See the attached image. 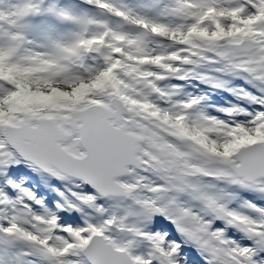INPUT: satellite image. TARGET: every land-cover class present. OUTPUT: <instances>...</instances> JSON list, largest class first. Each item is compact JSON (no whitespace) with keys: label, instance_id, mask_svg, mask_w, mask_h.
Instances as JSON below:
<instances>
[{"label":"rangeland","instance_id":"1","mask_svg":"<svg viewBox=\"0 0 264 264\" xmlns=\"http://www.w3.org/2000/svg\"><path fill=\"white\" fill-rule=\"evenodd\" d=\"M20 2L0 0V22H5L0 29V264H87L79 249L94 232L110 238L117 248H127L138 264H208L206 252L196 258L192 244L180 241L185 236L172 233L165 215L161 219L166 226L156 224L161 217L159 206L173 197L194 202V213L203 197L218 198L224 208H232L239 216H233L238 224L254 235L250 241L256 247L248 258L264 252V234L254 230L247 214L257 205L264 217V180L255 186L235 185L224 166L237 150L238 131L264 141V111L255 127L247 125L258 116L250 106H256L259 94H264V80L259 77L264 75V0H244L246 4L237 0H34L37 19L28 35L41 37L42 42L25 34L23 38V33L4 35L25 28L17 18ZM205 12L211 15L202 18ZM32 15L35 19L33 11ZM180 20L185 21L183 29L177 28ZM80 30L85 32L82 38ZM224 35L236 41L242 35L260 37L256 49V54L263 52L260 68L256 78L246 81L249 88L243 95L237 92L236 81L244 78L239 76V66L229 68V59H218L222 53L218 41ZM168 39L181 42L172 46ZM78 42L80 52L72 46ZM184 48H189L190 57L182 56ZM60 57L73 63V69H66ZM222 66L227 69L225 76L234 80L212 74L222 72ZM223 88L233 97L227 99L228 105L213 97ZM147 91L154 95L148 96ZM111 94L121 99L132 118L167 116L168 125L173 126L177 118L186 117L176 129L183 145L157 136L155 121L144 139L148 144H162L161 152L180 165L190 161L185 169L180 168L185 173L193 174L196 155L206 164L196 171L216 175L218 184L213 186L216 182L211 177L203 180L197 173L180 186L174 175L159 180L150 173L142 176L132 171L121 180L130 191L129 200L101 199L79 181L51 179L31 164V171H26L3 140L4 124L17 126L29 117H42L61 126L70 110L93 103L106 105ZM220 98L225 100L223 94ZM238 98L244 100L240 109L234 102ZM126 99H130L128 103ZM227 116L237 117L228 125ZM63 147L72 154L79 150L74 136ZM164 189L168 191L164 193ZM150 207L156 210L154 215ZM108 222L116 227L112 229ZM211 228L203 230L210 232ZM210 235L226 239L219 231ZM231 236L229 250L243 251L239 239L231 243ZM193 257L194 262L186 261Z\"/></svg>","mask_w":264,"mask_h":264},{"label":"water","instance_id":"2","mask_svg":"<svg viewBox=\"0 0 264 264\" xmlns=\"http://www.w3.org/2000/svg\"><path fill=\"white\" fill-rule=\"evenodd\" d=\"M110 107L106 110L98 105L88 106L69 112L62 121L71 134L76 133L77 143L83 151L79 158L61 148L70 134L50 119L29 118L17 127L5 126L4 137L15 153L42 172L51 174L54 170L58 175L79 180L103 198L128 199V192L116 180L127 175L129 166L141 170L136 155L142 140L132 133H125L120 114L128 113L117 98H111ZM109 119L113 122L109 123ZM235 161L240 165L235 167ZM231 167L234 175L242 177L245 183L264 179V145L258 142L239 148ZM80 255L88 264H136L125 249H115L109 239L97 234H93L80 249ZM245 264L249 263L246 261Z\"/></svg>","mask_w":264,"mask_h":264},{"label":"flooded vegetation","instance_id":"3","mask_svg":"<svg viewBox=\"0 0 264 264\" xmlns=\"http://www.w3.org/2000/svg\"><path fill=\"white\" fill-rule=\"evenodd\" d=\"M232 43H236V42H232ZM220 49L221 52L223 53L221 60L228 62L229 59V64H228L229 68L239 66L240 72H242L243 70H248L252 72L251 76H248L247 74L242 72L247 76V78L253 79L257 77L258 69L260 68V56L263 52H259L256 54L255 51L248 53L246 55L228 54L227 50L221 44H220ZM242 49H244V47H242ZM243 62H245L244 65ZM243 66L245 67L243 68ZM259 77L261 80H264V75H260ZM262 89H264V87ZM146 117L147 116H133V119L138 128L137 132L143 138L147 135L146 133H148V129H149L148 128L149 123L146 120H144V118ZM148 120L156 121L154 123V126L155 128H157L160 134L163 132V140H170L171 142L181 145L184 144V141L181 140L180 135L176 132V129L182 125L180 119L177 118V120H175L176 122H172L171 125L173 126L168 125L169 123H167L166 121L169 122V120L167 119L151 117V119ZM140 121H142L143 124H141ZM159 122H161V125H159ZM257 124L258 121H254V120H251L250 122L247 123L249 127H255ZM162 127H167L168 130L163 129ZM235 137L237 139V145L239 146L249 145L257 141L255 138H253V136H250L247 133L242 134V131L239 133L237 132ZM161 146L162 144H154V142L152 141L149 144L145 140L143 141L141 145L140 156L141 159L144 161L145 171L142 172L141 174L146 175L148 172L149 173L153 172V167L151 166V162L156 161L157 163H154V167H155L154 171L158 173V175L156 176H158L159 179H163L164 177L168 178L169 175H174L175 176L174 179L177 178L180 179L178 183L180 186H183L184 181L187 178H190L191 176L195 175L196 173L203 180H205V178L207 179L210 178L209 174L198 173L196 171V167L197 168L206 167V164L200 162V160L196 158V155L194 156L193 162L191 164L195 166L193 169V174L185 173L180 171V168L185 169L187 164L190 163V161H188L187 164L185 165L184 164L180 165V162L178 160L174 162V159H170L169 155H164V152H161ZM149 157H153V158L150 159ZM226 177H228V175H226ZM199 183H201V180ZM238 183L239 182H237V184ZM166 184H168V181H166ZM196 187L197 186H195V188ZM167 191L168 190H164V193ZM209 201H212L217 207L222 208L229 215V219L231 220L230 224L236 223L235 225L239 228V225L237 224V222H239V219L238 218L234 219L233 216H236V214L232 212V208H228V209L223 208L224 206L220 204L221 201L218 198L203 197L202 200L198 201L199 202L197 204L198 209L196 210V213H194L192 212V209L195 207L194 202L191 203V201L186 200L185 197L182 199L173 197L171 199V202L165 201L163 204H161L158 208L159 209L158 212L167 217L174 231H179L183 235L185 232L188 231H196L198 237L202 236L203 238L205 237L206 234L205 232L206 230H203L205 227H207L206 218H208L210 212H215L214 206ZM226 209L228 210V212ZM260 215L261 214L258 213V208L256 207L254 208L250 216L255 223L254 230L257 231L258 233L264 234V220L262 218V215L261 216ZM193 222H195V225H193ZM248 233L249 231L247 230V235ZM205 241L207 242L208 246L212 247L213 243L209 242V238H205Z\"/></svg>","mask_w":264,"mask_h":264},{"label":"bare ground","instance_id":"4","mask_svg":"<svg viewBox=\"0 0 264 264\" xmlns=\"http://www.w3.org/2000/svg\"><path fill=\"white\" fill-rule=\"evenodd\" d=\"M24 1V3L27 1V0H23ZM23 14H25L26 16H30L29 18H31V19H34V15H32V11L29 9V8H26V9H23L22 10V13H21V15H20V21L21 22H23L24 20L27 22V20L26 19H24L23 18ZM36 19V18H35ZM34 26V25H33ZM1 33H3V31H1ZM12 34V33H15L17 36L18 35H21L22 34V32L20 31V30H18V29H13V30H11V31H6L5 33H4V35L6 34ZM25 34V33H24ZM24 34H22L21 36H23V38H25V36H24ZM31 34V33H30ZM26 35V34H25ZM28 35V34H27ZM36 36V35H35ZM6 37V36H5ZM29 37H33V36H30L29 35ZM0 38H2V36L0 37ZM4 39V38H3ZM34 39V38H33ZM36 40V39H35ZM37 41V40H36ZM76 48V51H78V52H80V49H79V47H75ZM17 50H19V49H17ZM74 53V52H73ZM72 53V54H73Z\"/></svg>","mask_w":264,"mask_h":264}]
</instances>
